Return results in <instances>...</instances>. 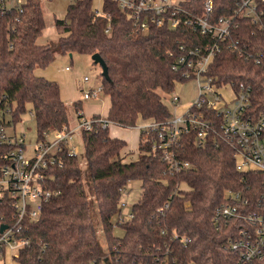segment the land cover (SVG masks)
Masks as SVG:
<instances>
[{
  "label": "trees",
  "instance_id": "16d2710c",
  "mask_svg": "<svg viewBox=\"0 0 264 264\" xmlns=\"http://www.w3.org/2000/svg\"><path fill=\"white\" fill-rule=\"evenodd\" d=\"M205 1L185 0L182 7L189 17L202 16ZM212 1L216 20L232 16L239 8L238 0ZM256 2L263 11L264 24V2ZM21 8L22 12L12 8L0 13V125L16 126L31 107L37 137H41L45 131L69 126L70 110L61 97L60 84L35 74L57 58L50 44L38 42L46 28L42 0H26ZM102 12L97 15L93 11L92 0L72 1L65 18L55 21L60 54H99L104 60L110 81L102 78V86L110 100L107 120L111 124L136 127L139 120H169L172 113L165 95L175 92L177 83L187 81L173 70L170 53L179 55L182 45L204 47L210 38L184 25L175 30L154 26L141 33L114 0H103ZM236 21L232 39L255 55L261 53L260 63L222 45L209 74L220 84L250 87V109L261 114L264 31L244 14ZM73 106L78 117L83 116L82 102ZM80 136L92 194L85 186L80 159L60 154V162L48 175V186L57 195L44 206L40 219L30 225L28 236L34 243L21 252L19 264H163L165 257L168 264H240L239 252L230 250L227 243L248 222L233 218L217 223L215 210L226 202V193L233 191L250 200L242 212L253 211L254 202L264 192V174L238 170L236 149L229 141L216 133L200 144L194 132L185 134L176 152L191 168L171 174L163 151L154 150L153 140H146L145 133L141 135L139 158L129 163L120 156L126 141L112 137L109 128L96 123ZM134 181L141 182L142 191L132 206L134 218L118 226L125 232L118 237L113 219L122 189ZM167 202L169 208L159 216L158 209ZM93 203L107 240L106 254L92 217ZM251 264H264V260Z\"/></svg>",
  "mask_w": 264,
  "mask_h": 264
},
{
  "label": "built area",
  "instance_id": "2783aa9c",
  "mask_svg": "<svg viewBox=\"0 0 264 264\" xmlns=\"http://www.w3.org/2000/svg\"><path fill=\"white\" fill-rule=\"evenodd\" d=\"M114 1L122 11L128 13L134 27L141 33H148L154 26L175 30L184 25L210 38L204 47L188 48L182 45L179 55L170 53L174 58L173 70L187 81L194 80L197 83L198 93L194 102L182 108L183 102L176 91L166 94L165 99L174 106L171 118L164 122L144 120L145 123L139 125L142 133H145V139L153 140V149L163 151L169 172L180 173L191 168L190 162L179 157L176 150L183 136L194 132L200 144L211 134L219 133L235 147L238 170L264 174V113L255 114L250 109L251 88L244 84H220L217 77L209 74V66L222 45H227L239 56L255 58L256 63H260L261 53L255 55L249 52L246 45L231 37L232 30L238 27L236 17L239 14L248 17L259 31H264L263 11L256 0H238L239 8L234 14L218 20L212 16V0L205 1V12L197 17L186 15L182 7L185 0ZM14 2L0 0V13L4 14L12 8L22 12L23 3L17 6ZM92 3L93 11L103 15V0H92ZM99 92H103L102 85L87 94L97 97ZM96 123L103 128H109L111 124L107 118L81 116L75 126L45 131L41 137H37L34 148L27 147L24 135L15 131L16 126L0 125V205L3 206L0 209V264H19L21 252L34 243L28 236L29 227L40 219L44 206L57 195L48 186L49 172L60 162V154L67 153L77 158L83 154L76 143V135L81 138V131L92 130ZM9 129L12 133H9ZM130 184L122 189L115 225L134 218L127 200ZM249 204L250 200L242 193L229 191L226 193V202L216 208L214 215L217 223L233 218L248 222V226L227 243L230 250L239 252L240 264L264 260V192L254 202V210L243 213L241 209ZM169 206L168 202L165 203L163 208L158 209V215H163L164 209ZM162 260L163 264H168L167 257Z\"/></svg>",
  "mask_w": 264,
  "mask_h": 264
},
{
  "label": "rangeland",
  "instance_id": "374dc122",
  "mask_svg": "<svg viewBox=\"0 0 264 264\" xmlns=\"http://www.w3.org/2000/svg\"><path fill=\"white\" fill-rule=\"evenodd\" d=\"M23 2L24 0H15L14 5L18 6L21 5ZM9 5H11V3ZM56 5H58L59 16H62L64 14L66 5L63 4L61 7L59 4ZM42 6L45 13L44 20L46 28L43 31L41 41L45 42V40H47L48 44H50V46L53 48L55 56L60 57L56 59V61L47 68L51 69L54 75L53 77L56 78V82H59L61 88L64 91V98L65 100H67V105L70 110V125L73 126L76 124V112L74 111L73 103L74 101L78 100L82 101L83 111L86 115L92 113H99L101 116L106 118L110 105L109 98L103 92H99L97 97H93L87 94V92L90 91V88L97 90L99 88V85L102 83L103 76L101 66L93 62L92 56L75 54L74 57L71 59L69 55L66 56L60 54L58 46V39L60 35L57 28L55 27V16L53 15L54 13H51L49 9H47L44 0H42ZM39 70L44 69H37V71ZM85 78H87V81H85ZM175 91L178 93L179 97L181 98V101L183 102V108L186 105L193 103L196 99L198 93L197 83L194 80H188L186 82H183L179 86H176ZM164 101L170 112L174 113V106L172 105V103L168 99H164ZM114 128L120 131L119 133L122 134L120 135L121 137L126 138V141L128 143L126 150L132 149V153L127 157L123 156V153L126 150L121 153L120 156L123 161L129 163L137 160L141 154L139 150V144L141 140L142 131L134 127H121L114 124H110V131H112ZM8 131L9 133H12L11 129H9ZM15 131L24 135L25 143L28 148H34L36 146L37 129L31 107H29L27 109V112L22 116V121L16 125ZM76 136V143L79 145L80 151H82L83 153L84 147L82 144V139L79 137V135ZM132 139H136V145L134 144V142L131 143ZM79 159L83 170L85 186L87 188L88 193L92 194L90 177L84 160V155L82 154ZM141 191L142 189L140 181L131 182L129 196L127 198L129 202V207H132L133 204L138 201ZM92 217L98 226V236L101 244V249L106 254L108 252L107 240L102 231L98 210L96 204L94 203L92 205ZM115 221L116 215L113 219V224L115 226V235L118 237H123L125 232L123 229L118 228L119 225H115Z\"/></svg>",
  "mask_w": 264,
  "mask_h": 264
},
{
  "label": "crops",
  "instance_id": "0c3cea01",
  "mask_svg": "<svg viewBox=\"0 0 264 264\" xmlns=\"http://www.w3.org/2000/svg\"><path fill=\"white\" fill-rule=\"evenodd\" d=\"M25 1L26 0H24V2L23 3H25ZM71 2H72V0H44V3L46 4V6H47V9H49V11L51 12V13H54L53 15L55 16V21L56 20H63L64 18H65V16H66V13H67V8H68V6L71 4ZM56 4H59L60 5V7L63 5V4H65L66 5V8H65V11H64V14L62 15V16H59V14H58V5H56ZM56 5V6H55ZM45 14V13H44ZM42 36H43V34H42ZM42 36L39 38V40H38V42H39V44H48V41L47 40H45V42H42L41 41V38H42ZM67 56V55H66ZM71 59L74 57V55H72V56H69ZM58 58H60V57H57L56 59H58ZM56 61V60H55ZM67 69V68H66ZM35 74L37 75V76H39V77H43V78H46V79H48V80H52V81H56L55 79V77H53L54 75H53V72L51 71V69L50 68H47V69H44V70H39V71H35ZM58 82V81H57ZM59 83V82H58ZM102 85V83L99 85V86H101ZM179 86V85H178ZM90 90H94L93 88H90ZM64 91H63V89L61 88V97H62V99H63V101L67 104L68 102H67V100H65V98H64ZM79 101V100H78ZM74 102H76V101H74ZM82 102V101H81ZM109 102H110V100H109ZM109 108H110V105H109ZM109 111V110H108ZM81 113H82V115L85 117V118H91V117H93V116H96V115H99V116H101L99 113H92V114H88V115H86L85 113H84V111H83V105H82V110H81ZM75 115H76V122H77V119H78V113H75ZM107 116H108V114H107ZM102 118H105V117H103V116H101ZM107 118V117H106ZM71 123V122H70ZM143 123H145V121L144 120H139L138 121V123H137V126L136 127H134V128H136V129H140L139 128V125H141V124H143ZM76 125V124H75ZM75 125H73V126H75ZM71 126V125H70ZM120 131H118V129H116V128H114L112 131H110V129H109V133H110V135L112 136V137H115V138H119V139H122V140H124V141H126V138H123V137H121L120 135H122V134H120L119 133ZM134 142V144L136 145V139H132L131 140V143H133ZM126 143H127V141H126ZM127 146H128V143H127ZM127 148V147H126ZM126 148L124 149V150H126ZM123 150V151H124ZM122 151V152H123ZM121 152V153H122ZM132 153V149H127L124 153H123V156L124 157H127L128 155H130Z\"/></svg>",
  "mask_w": 264,
  "mask_h": 264
},
{
  "label": "water",
  "instance_id": "95a60500",
  "mask_svg": "<svg viewBox=\"0 0 264 264\" xmlns=\"http://www.w3.org/2000/svg\"><path fill=\"white\" fill-rule=\"evenodd\" d=\"M92 60L95 64H98L102 68V76L105 80L110 81L107 65L99 54H94ZM4 228V226H3Z\"/></svg>",
  "mask_w": 264,
  "mask_h": 264
}]
</instances>
